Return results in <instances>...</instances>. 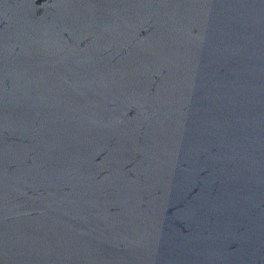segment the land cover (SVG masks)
I'll return each mask as SVG.
<instances>
[{
    "label": "water",
    "instance_id": "1",
    "mask_svg": "<svg viewBox=\"0 0 264 264\" xmlns=\"http://www.w3.org/2000/svg\"><path fill=\"white\" fill-rule=\"evenodd\" d=\"M0 264H264V0H0Z\"/></svg>",
    "mask_w": 264,
    "mask_h": 264
}]
</instances>
